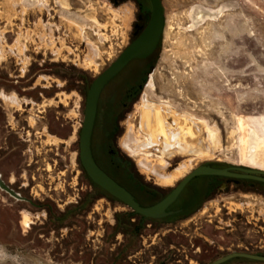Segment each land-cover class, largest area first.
I'll return each mask as SVG.
<instances>
[{
	"label": "rangeland",
	"instance_id": "rangeland-1",
	"mask_svg": "<svg viewBox=\"0 0 264 264\" xmlns=\"http://www.w3.org/2000/svg\"><path fill=\"white\" fill-rule=\"evenodd\" d=\"M162 2L165 22L151 74L153 86L145 85L125 109L119 108L121 96L114 93L112 86L101 91L91 144L97 163L123 186L129 188L124 177L131 178L134 174L143 183L165 191L192 168L205 162L264 169V126L259 120L261 115L264 116V0ZM71 6H74L73 0H0V48L3 50H0V63L6 65L2 71H10L11 60H21L23 69L26 67L24 49L31 38L28 23H35L34 33H39L40 40L43 39V23L54 21L42 19L48 10L53 13L50 7L57 9L61 15L58 22L65 23L69 29L75 30L74 23H77V40H83L87 46L86 59L77 66V77L65 67V78L33 80L36 91H42L44 96L29 112L22 111L29 115L32 141H21L15 133L19 130L17 122L10 116L16 129H10L8 144H3L9 145L10 141L17 146L3 159L10 161L9 157H14L8 162L10 167H15L21 160L23 170L20 172L25 175V168L29 167L26 163L32 164L33 173L30 174L37 184L32 198L58 202L71 217L66 219L61 231L46 233L43 224L30 223L35 218L30 213L31 208L24 206L20 227L16 203L8 196L0 197V264H110L111 256L114 263H122L128 253L136 254L132 259L143 255L151 264H158L159 257L154 259L147 251L149 248L162 253L164 248L170 250L168 243L170 238L175 240L174 234L166 229L156 235L146 231L144 238L135 239L128 248L123 247L124 237L117 231L113 233L112 224L113 217L127 212L128 208L105 194L96 195L98 189L91 184L79 161L78 138L85 97L97 63L102 64V60L94 57V50L97 45L99 56L109 60L116 57L125 42L131 9L128 6L113 7L106 0L79 2L75 19L73 14H68L72 11ZM4 37H11L14 42L3 41ZM10 46L12 53L7 52ZM105 49L109 53L101 52ZM14 80L16 78L3 77L0 85L6 91L15 89L20 93L18 95L25 96L27 91L21 88L30 85L29 80L18 78L16 83ZM148 80L149 77L146 82ZM2 93L7 95L6 100L2 97L6 103L19 106L14 93ZM11 97L15 102L10 100ZM143 97L157 104L169 103L171 110L166 121L172 128L177 126L174 117H181L186 112L185 115L194 116L192 120L200 122L196 137L188 136L185 142L192 147L200 146L202 153L176 149L162 165L157 154L159 144L150 148L147 159L149 164L164 167L161 176L144 171L140 165L144 155L131 156L123 144L128 135L136 139L144 137L140 129ZM21 143L27 150L20 156ZM111 149L115 150L114 155L110 153ZM182 166L185 167L182 173L171 183L161 181L163 177L177 173ZM202 180L203 177L193 179L189 186ZM214 198L216 201L203 206L197 213L198 220L210 213L212 215L207 217L213 221L205 224L204 230H199L203 236L196 235L198 248L191 247L196 251L189 264H196L197 255L206 258L215 250L224 251L220 246L241 247L237 245L238 239L228 236L230 232L223 233L219 227L225 226L218 218L225 210L221 205L223 200L229 201L225 203L229 206V216L256 217L257 227L253 226L257 231L247 240L256 238L257 245L264 244L263 195L231 192L225 197ZM187 225L189 223L181 226L186 229ZM29 226L34 227L30 229ZM151 241L153 243L148 246ZM140 247L141 253H135Z\"/></svg>",
	"mask_w": 264,
	"mask_h": 264
},
{
	"label": "flooded vegetation",
	"instance_id": "flooded-vegetation-1",
	"mask_svg": "<svg viewBox=\"0 0 264 264\" xmlns=\"http://www.w3.org/2000/svg\"><path fill=\"white\" fill-rule=\"evenodd\" d=\"M78 1V2H77ZM98 0H73L74 6H71V12L68 14H73L75 19H77V3L84 2H97ZM113 7H123L128 6L131 9V21L129 22L126 31H125V42L123 43L118 54L127 47L145 28L150 15H151V3L150 0H106ZM53 11L49 10L46 12L42 19L48 20L53 19V22H45L44 25V38L40 40L39 33H34V22L30 21L28 23L30 39L28 40L27 47L25 50V57L27 59L26 67L23 69L21 60H11L10 71H2L1 69L6 67L0 63V80L3 77L16 78L14 83L18 82V78H25L29 80V84L24 88H21L23 91L26 90L27 94L20 98L25 97L28 100V104H39L37 100H40L43 97L44 93L42 91H36V86L33 85L34 79H45V78H65L66 69L70 73H74V76L77 77V66L81 61L85 60L84 57L87 55V46L85 42L77 40V23H74L75 30L69 29L65 23H59L61 18L60 13H57V9L50 7ZM165 22V16H164ZM162 36V35H161ZM161 40V38H160ZM160 40L157 43L156 47L144 57H134L130 59L103 87L112 86L114 93L119 94L121 97L118 102L120 109H125L130 103L135 100V97L141 92L144 86L148 85L146 79L151 75L155 69V62L158 47ZM3 41H9L11 44L14 42V39L4 37ZM41 42V43H39ZM8 44V43H7ZM0 45H2L0 43ZM96 51L94 57L102 60V64L98 62L96 73L94 77L97 76L101 71H103L113 60H109L108 57L99 56L98 46L96 45ZM112 50V49H111ZM101 52L109 53V50H101ZM23 53V54H24ZM117 54V55H118ZM116 55V56H117ZM106 60V61H105ZM152 70L150 71V68ZM31 80V81H30ZM149 81V80H148ZM12 82V81H11ZM13 83V82H12ZM1 90H6L0 85ZM1 92V91H0ZM36 92V94H35ZM17 94H20L18 91ZM15 95V94H14ZM0 98H2L0 94ZM17 99V97H16ZM36 100V101H35ZM33 105L26 106L24 111H28L33 108ZM19 116V118H17ZM18 116L13 117L17 122L16 128L19 130L15 131L18 134V137L21 138V141L27 142L32 141V126L29 122V115L24 113H19ZM43 117V116H40ZM20 121V122H19ZM25 121V122H23ZM13 128V124L7 118V112L5 111L4 106L0 102V197L8 196L14 200L15 204V213L17 216V223L21 227V217L24 206L31 208V215L35 220H31L30 223L35 225L37 223L43 224L42 228L46 230V233H49L50 230L53 232L61 231L63 225L68 217L71 215H66V210L64 207L61 208V204L55 201L43 200L39 201L32 198V195H35L34 187L37 184H34V177L32 176L33 168L32 164L26 163V166H29L26 170V174L23 175L20 170L19 160L15 167H10V162L14 157H9L10 161H3L5 156L12 151V149L17 146L9 141L8 136L10 137V129ZM13 128V129H16ZM18 141V140H16ZM12 144V146H11ZM23 146V143H21ZM25 145V144H24ZM6 148L9 150L5 151ZM23 146L19 150L20 156L25 153L27 149ZM30 150V149H28ZM110 153L114 155L115 150L111 149ZM201 164H208L215 167H227L229 164H222L217 162H205ZM23 170V169H22ZM235 172H241L240 170H233ZM29 172V173H28ZM127 176L124 179L128 182V186H124L128 191L132 193L134 198L141 205H151L160 200L165 196L172 188L165 191L162 188L143 183L140 179L134 176ZM203 177L202 182L195 183L194 186L190 187V183L193 179H200ZM23 179H26V182H23ZM117 181V180H116ZM118 182V181H117ZM119 183V182H118ZM122 185V184H121ZM248 193V194H261L264 196V181L258 180L251 177H242V176H233V175H218V174H201L191 178L188 183L184 186L181 192L178 194L176 199L166 207V211H171V213L161 216V217H148L133 211L132 208L127 206L125 203L121 202L112 195H106L112 200L120 201L127 208L128 211L123 214H117L113 217L112 230L113 233L117 231L120 233L123 238V247L132 246L135 239L140 237L144 238L146 231L151 233L160 234L161 230L171 231L175 240L169 239V249L164 248L163 253L158 252L156 249H150V257L156 259L159 257L160 261L158 264H189L193 262L191 256L193 252L197 250L196 235H202L200 231L204 230L205 224L212 223V219L207 216L203 220H198L197 213L200 212L203 206L210 204L216 199L214 197L221 196L225 197L229 193ZM219 202L222 200H218ZM20 202V204H18ZM77 202V201H76ZM228 200H223L221 204L225 210L221 213L218 218L221 220L225 226H219L223 229L224 232H230L228 236H234L238 239V246L240 248L228 249L227 246H220L224 251H216L209 254V257H200L196 256V264H210L215 259L225 256L232 252H241L254 255L264 256V244L257 245V240H247V238H253L252 232H256L257 224L254 222L256 217L245 214L238 215H228L230 211L228 210ZM235 210V209H234ZM76 216V215H73ZM25 223L28 224V220L25 219ZM51 223V225H50ZM189 223L185 228H182V224ZM197 223H204V225H197ZM233 223V224H232ZM255 225L256 227H254ZM34 226H29L32 229ZM261 227V225H260ZM200 230V231H199ZM248 233V234H247ZM150 237V234H148ZM161 240L162 238L158 236ZM184 240L185 243L180 240ZM153 241L147 243L149 246ZM259 248H253L252 246ZM173 247V249H171ZM191 247H196L191 249ZM146 251L142 250V253ZM135 253H141V247L135 251ZM144 253V254H145ZM136 254L128 253L122 258V263H114V257L111 256L110 264H151L143 255H139L136 258ZM147 256V255H146ZM189 262V263H188ZM218 264H264V259H259L251 257L248 255H236L232 256Z\"/></svg>",
	"mask_w": 264,
	"mask_h": 264
},
{
	"label": "water",
	"instance_id": "water-1",
	"mask_svg": "<svg viewBox=\"0 0 264 264\" xmlns=\"http://www.w3.org/2000/svg\"><path fill=\"white\" fill-rule=\"evenodd\" d=\"M151 15L142 30V32L125 47L114 60L91 81L86 97L83 120L81 123L78 146H79V161L90 177V179L103 188L108 194L117 198L121 202L133 209L136 213L148 217L165 216L171 211H166V207L172 203L188 181L194 176L201 174H218V175H233L242 177H251L264 181V169L251 168L245 166L229 165L227 167H215L208 164H199L185 174L172 189L156 203L151 205H141L123 185L118 183L97 163L92 150V134L95 125L98 101L101 91L105 84L132 58L144 57L149 54L159 42L163 28L165 8L162 0H150ZM152 67L150 68V71ZM233 170H240L235 172ZM248 255L251 257L264 259L262 255L247 254L241 252H232L225 256L219 257L210 264H218L232 256Z\"/></svg>",
	"mask_w": 264,
	"mask_h": 264
},
{
	"label": "bare ground",
	"instance_id": "bare-ground-1",
	"mask_svg": "<svg viewBox=\"0 0 264 264\" xmlns=\"http://www.w3.org/2000/svg\"><path fill=\"white\" fill-rule=\"evenodd\" d=\"M153 86V76L150 75L148 85ZM1 96L6 100L7 95L4 93ZM10 100L15 102L14 97H11ZM141 121L140 129L144 132L143 139H136L128 135L127 138L123 141L124 146L129 151L131 156H136L142 154V159L140 165L144 171H148L152 174L160 175V171L164 168L162 165L166 163V159L173 153L182 150L184 152H193L197 154L202 153L200 146H191L185 142V139L189 137H196V132L199 128L198 121L192 120V115H185L187 112L181 115V117H174V121L177 126L172 128L166 121V118L169 115L171 110L169 103L149 101L146 97H143L141 104ZM178 112V111H176ZM179 113V112H178ZM180 114V113H179ZM183 116V117H182ZM186 118H185V117ZM188 119V120H186ZM186 120V121H185ZM261 124L264 126V116L261 115L259 118ZM173 121V122H174ZM201 122L206 123L205 120H200ZM175 124V125H176ZM202 124V123H201ZM207 124V123H206ZM209 126V125H207ZM211 137L213 136L212 131H209ZM131 134V133H130ZM161 145L158 147V156L160 158L162 165H152L149 164L147 156L150 154V148H155L156 145ZM185 167L182 166L177 173L167 175L161 179L164 183H171L178 175L182 173V169Z\"/></svg>",
	"mask_w": 264,
	"mask_h": 264
},
{
	"label": "crops",
	"instance_id": "crops-1",
	"mask_svg": "<svg viewBox=\"0 0 264 264\" xmlns=\"http://www.w3.org/2000/svg\"><path fill=\"white\" fill-rule=\"evenodd\" d=\"M0 50H2V49L0 48ZM2 52H3V50H2ZM7 52L8 53H12L13 52L11 46L9 47V49L7 50ZM0 91H4L6 94H9V95L12 94V93H14L17 96L18 101H19V106H17L15 104L14 105L13 104L11 105L10 103H6L2 98H0L1 104L4 106L5 111L7 112V118H8V120H9V117L10 116L13 118L15 116L17 117L20 112L23 113L22 111H24L23 109L26 108V106L33 105L32 103L31 104H28L27 103L28 102L27 99L20 98L19 95L16 93L17 91L15 89H13L12 91H6V90H1L0 89ZM19 110H21V111H19ZM29 110H31V109H29ZM29 110L26 111V112H29ZM13 113H15V114H13ZM9 121L11 122V120H9Z\"/></svg>",
	"mask_w": 264,
	"mask_h": 264
},
{
	"label": "trees",
	"instance_id": "trees-1",
	"mask_svg": "<svg viewBox=\"0 0 264 264\" xmlns=\"http://www.w3.org/2000/svg\"><path fill=\"white\" fill-rule=\"evenodd\" d=\"M81 164V163H80ZM81 167H82V165H81ZM82 169H83V167H82ZM84 170V169H83ZM84 172H85V170H84ZM85 174H86V176L88 177V179L90 180V182H91V184H93V186H95L98 190V192H97V194L96 195H99V194H105V195H109L103 188H101L99 185H97L96 183H94L91 179H90V177L87 175V173L85 172Z\"/></svg>",
	"mask_w": 264,
	"mask_h": 264
}]
</instances>
